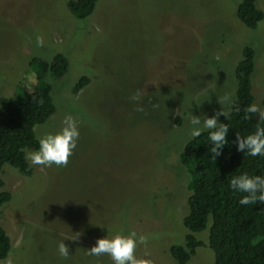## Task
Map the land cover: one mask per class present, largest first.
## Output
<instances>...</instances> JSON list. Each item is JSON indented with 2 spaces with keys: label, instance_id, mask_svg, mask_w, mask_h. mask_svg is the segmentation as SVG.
Returning a JSON list of instances; mask_svg holds the SVG:
<instances>
[{
  "label": "rangeland",
  "instance_id": "374dc122",
  "mask_svg": "<svg viewBox=\"0 0 264 264\" xmlns=\"http://www.w3.org/2000/svg\"><path fill=\"white\" fill-rule=\"evenodd\" d=\"M238 1L97 0L76 19L66 0H0V96L23 99L46 81L55 111L34 136L60 131L68 115L80 133L66 167L32 165L31 149L29 175L2 165L0 190L11 198L0 205V226L11 248L0 264H114L86 249L133 231L138 258L176 264L168 247L183 243L188 195L179 152L192 138V115L203 120L236 105L233 70L243 45L254 50L252 103L264 102V0H254L263 13L255 29L236 19ZM54 53L68 62L59 78L30 62ZM81 75L87 81L72 93ZM208 226L194 233L205 245L188 264H213Z\"/></svg>",
  "mask_w": 264,
  "mask_h": 264
},
{
  "label": "trees",
  "instance_id": "16d2710c",
  "mask_svg": "<svg viewBox=\"0 0 264 264\" xmlns=\"http://www.w3.org/2000/svg\"><path fill=\"white\" fill-rule=\"evenodd\" d=\"M97 0H66L65 6L76 19L88 17ZM236 19L247 29H255L263 13L254 0H239L234 11ZM254 50L243 45L240 59L234 66L237 103L229 112V118L218 117L220 123L229 127L228 143L221 155L212 158L209 131H201L189 139L179 152V162L187 174L186 213L181 224L186 229L182 244H171L168 253L176 264H188L198 246L205 245L194 233L200 232L209 220L207 246L213 254V264H264V202L241 205L244 195L230 187V180L243 173L264 176V156L252 157L247 151H237L236 133L246 137L257 125L264 127L258 114L244 119L245 109L252 103L250 77L253 70ZM30 62L42 65L43 72L51 78H59L67 69V59L54 53L49 60L31 57ZM87 81L81 75L71 86L76 93ZM48 82L38 89L26 92L23 99L17 96H0V172L4 163L14 167L20 174L29 175L31 170L24 156V149H38V138L33 127L43 123L55 111ZM179 123V118H175ZM3 185L0 180V187ZM11 198L7 190H0V205ZM11 248L8 235L0 226V260Z\"/></svg>",
  "mask_w": 264,
  "mask_h": 264
},
{
  "label": "clouds",
  "instance_id": "9594fccd",
  "mask_svg": "<svg viewBox=\"0 0 264 264\" xmlns=\"http://www.w3.org/2000/svg\"><path fill=\"white\" fill-rule=\"evenodd\" d=\"M36 43L38 46H43V39L37 37ZM132 100H139V94H134ZM224 102L233 104L235 101L231 95H226ZM137 111H144L143 107H138ZM252 114H258L259 119L264 121V102L252 103L245 109L244 119H251ZM223 115L225 119L229 118V112L217 111L211 117H204L201 120L200 116L192 115L190 123L194 127L191 130V136L197 137L201 134L202 130L209 131V139L212 142L210 152L212 158L215 159L221 155V150L226 143V134L229 127L225 123H220L218 117ZM63 126L60 131L56 133H48L38 138V149L30 150L26 153V159L32 165L51 167H66L69 162V157L73 155V150L77 146L79 138V128L77 122L71 115L64 118ZM236 149L239 152L247 153L252 157L264 156V127L257 125L255 131L248 134L246 137H241L236 133L235 139ZM230 187L243 193L239 199L241 205H252L257 201L264 202V176L256 175L250 176L243 173L235 176L230 180ZM79 234L67 237L70 240H78ZM139 244L146 245L148 237L140 235L138 237ZM137 249V233L131 232L128 236L117 234L114 238H98L94 246L87 250L90 256H103L108 255L114 264H152V261L145 258H138L136 256ZM58 253L62 258L69 257L68 246L60 242L58 244Z\"/></svg>",
  "mask_w": 264,
  "mask_h": 264
}]
</instances>
